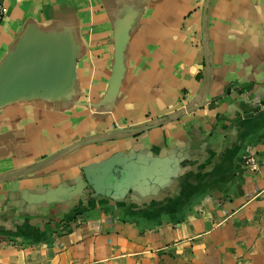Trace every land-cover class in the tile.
Wrapping results in <instances>:
<instances>
[{
  "label": "crops",
  "instance_id": "0c3cea01",
  "mask_svg": "<svg viewBox=\"0 0 264 264\" xmlns=\"http://www.w3.org/2000/svg\"><path fill=\"white\" fill-rule=\"evenodd\" d=\"M0 3V66L78 47L67 99L0 107V264H264V0Z\"/></svg>",
  "mask_w": 264,
  "mask_h": 264
},
{
  "label": "water",
  "instance_id": "95a60500",
  "mask_svg": "<svg viewBox=\"0 0 264 264\" xmlns=\"http://www.w3.org/2000/svg\"><path fill=\"white\" fill-rule=\"evenodd\" d=\"M77 51V45L67 33L26 34L0 66V107L21 99H67L77 86ZM122 60L123 46L118 45L113 76L116 83L122 75ZM22 174L4 176L0 181Z\"/></svg>",
  "mask_w": 264,
  "mask_h": 264
},
{
  "label": "built area",
  "instance_id": "2783aa9c",
  "mask_svg": "<svg viewBox=\"0 0 264 264\" xmlns=\"http://www.w3.org/2000/svg\"><path fill=\"white\" fill-rule=\"evenodd\" d=\"M5 13H6V9H5L3 3H0V24L5 17ZM244 165L251 167L253 169H257L258 168V162H257L256 154H249L248 156H246L244 159Z\"/></svg>",
  "mask_w": 264,
  "mask_h": 264
}]
</instances>
